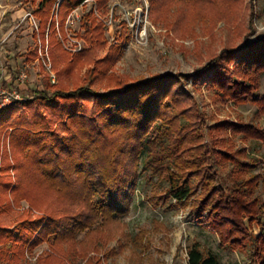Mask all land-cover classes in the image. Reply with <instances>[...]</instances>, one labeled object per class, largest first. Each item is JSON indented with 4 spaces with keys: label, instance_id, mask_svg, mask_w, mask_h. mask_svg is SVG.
<instances>
[{
    "label": "rangeland",
    "instance_id": "374dc122",
    "mask_svg": "<svg viewBox=\"0 0 264 264\" xmlns=\"http://www.w3.org/2000/svg\"><path fill=\"white\" fill-rule=\"evenodd\" d=\"M40 1L0 0V68L27 78L26 87L21 90L24 99L19 101L20 112L14 119L35 108L49 113L44 102L39 101L40 93L53 92L61 84L50 57L51 24L44 45L35 37L39 34V20L32 12ZM62 1H56L52 16L62 47L74 55L91 46L90 38L96 49L95 63L79 71L77 84H87L90 72L94 77L92 89L104 93L122 80L130 83L170 75L173 89L169 97H163L167 103L162 110L168 111V117L177 118L176 126L190 124L186 130L193 127L198 133L188 146L192 151L183 159L200 160L204 152L210 151L202 164L207 177L213 176L214 180L201 183L200 175L191 177L193 195L178 203L167 193L166 173L145 172L143 159L127 213L115 221L100 216L92 226L86 251L82 248L83 243L88 246L86 232L71 234L69 237L75 239L72 243L65 240L60 244L56 243V232L37 246H28L23 255L18 254V249L12 250L11 244L3 254L0 243V264H57L55 258H62L64 264H188V251L194 244H199L204 252L216 254L221 264H264V259L255 254L257 239L264 232L263 214L258 219L244 218L250 240L238 248L223 243L220 231L210 225V207L199 217L202 203L213 189L234 195L238 188H245L247 200H256L264 209L263 141L230 130H215L226 122L264 130V111L252 102H236L224 96L211 82L216 71L230 67L237 70V80L256 82L254 77L258 76L256 95H264V72L243 75L240 64L242 51L264 37V0H86L69 13L63 28L58 15ZM87 23L94 28L90 34ZM35 49L38 59L27 61L28 53ZM230 54H235L237 63L229 64ZM73 89L75 86L70 85L69 90ZM165 130L160 120L154 134H165ZM11 133L12 127L0 129V176L7 165L15 162ZM167 136L168 133L163 135L159 145L172 144ZM217 152L235 159L224 160ZM208 165L212 166L209 170ZM130 170H136V166L131 165ZM10 174L14 184L13 169ZM187 174L180 176L184 179ZM253 177H257V183L248 187L246 182ZM42 193L47 197L54 195L45 189ZM35 197H40L39 192ZM27 216L34 221L47 215L21 201L13 207V221L7 220L9 230L20 232ZM40 228L32 235V241ZM83 252L85 256H81ZM50 255L56 257L51 261Z\"/></svg>",
    "mask_w": 264,
    "mask_h": 264
},
{
    "label": "trees",
    "instance_id": "16d2710c",
    "mask_svg": "<svg viewBox=\"0 0 264 264\" xmlns=\"http://www.w3.org/2000/svg\"><path fill=\"white\" fill-rule=\"evenodd\" d=\"M56 1L41 0L32 12L39 20V34L35 37H39L43 45L48 24H51L50 57L53 71L61 82L53 92L40 93L39 101L44 102L49 113L35 108L20 113L14 119L20 112V102L0 112V129L12 127V153L15 159L14 164L7 165L0 176V243L4 246L3 254L7 252V245L11 244L12 250L18 249V254L23 255L28 246H37L56 232L59 233L55 238L59 244L65 243V240L72 243L75 239L69 235L86 232L88 246L85 243L82 246L86 251L90 244V231L100 216L115 221L127 213L130 193L134 194L137 186V169L143 159L145 172L166 173L165 178L169 183L167 193L178 203L193 195L191 177L200 175L201 183L214 180L213 176L207 177L202 164L210 151L204 152L200 160L194 157L193 160L183 159L185 154L192 151V147L188 146L195 141L198 133L193 127L189 129L190 124L189 130H186L188 125L181 126L183 129L176 126L177 118L168 117V111L162 110L163 104L167 103L163 102V97H169L173 89L170 75L130 83L122 80L104 93L92 89L94 77L90 72L86 76L87 84H77L79 71L95 63L96 49L90 38L88 42L91 46L74 55L62 47L57 38L55 19L52 18ZM84 1H62L58 11L62 28L69 13ZM93 19L91 14V21ZM89 24L86 25L87 34L94 31ZM235 54H230L229 64L237 63ZM36 59L37 49L27 55V61ZM240 64L244 67L243 75L264 72V37L242 51ZM235 75H238L237 70L227 67L223 71H216L211 82L224 96L236 102H252L264 111V95H256L258 76L254 77L256 82L247 83L237 80ZM70 85L75 89L69 90ZM160 120L164 123L171 145L164 142L159 145L166 133L154 134L156 123ZM215 130L242 133L264 143V130L252 125L226 122L216 126ZM217 153L224 160L235 159L228 153ZM131 165H135L136 170H130ZM244 166L250 167L247 164ZM211 167L208 165V170ZM12 169L16 176L14 184L10 174ZM183 172H188L184 179L180 176ZM256 180L257 177H253L246 185L253 187ZM36 189L40 197H35L38 193ZM43 189L52 191L54 195L42 196ZM247 197L245 188H238L234 195L213 189L199 212L201 219L205 209L210 207L207 220L220 231L223 243L233 248L244 247L250 240L244 218L258 219L259 215H264V209L259 207L257 201H249ZM21 201L29 202L47 216L34 221L27 216L20 232H12L7 220L10 218L9 221H13V207ZM39 226L37 238L32 241V235L37 233ZM256 246V257L263 260L264 232L257 239ZM55 257L50 255V260ZM55 259L57 264H64L62 258ZM188 264L221 262L216 254L204 252L199 244H194L188 251Z\"/></svg>",
    "mask_w": 264,
    "mask_h": 264
},
{
    "label": "built area",
    "instance_id": "2783aa9c",
    "mask_svg": "<svg viewBox=\"0 0 264 264\" xmlns=\"http://www.w3.org/2000/svg\"><path fill=\"white\" fill-rule=\"evenodd\" d=\"M26 79L24 74L19 75L11 84L0 79V112L24 99L20 87L25 84Z\"/></svg>",
    "mask_w": 264,
    "mask_h": 264
},
{
    "label": "crops",
    "instance_id": "0c3cea01",
    "mask_svg": "<svg viewBox=\"0 0 264 264\" xmlns=\"http://www.w3.org/2000/svg\"><path fill=\"white\" fill-rule=\"evenodd\" d=\"M10 68V67H9ZM18 77V75L10 69V71H3V69L0 68V79L5 81L7 84H11L14 82V80ZM26 85H22L20 89H25Z\"/></svg>",
    "mask_w": 264,
    "mask_h": 264
}]
</instances>
